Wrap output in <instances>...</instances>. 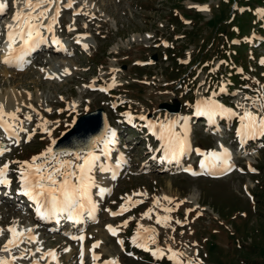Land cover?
I'll list each match as a JSON object with an SVG mask.
<instances>
[{
  "label": "rangeland",
  "instance_id": "374dc122",
  "mask_svg": "<svg viewBox=\"0 0 264 264\" xmlns=\"http://www.w3.org/2000/svg\"><path fill=\"white\" fill-rule=\"evenodd\" d=\"M205 7L207 10H202ZM16 10L13 3L4 17L10 18ZM77 11L79 14L74 15ZM252 12L259 13V19L254 20ZM242 23L245 27L240 29ZM54 27L57 34L73 40V47L60 53L47 49L36 55L63 57L78 69L77 73L58 83L47 70L44 74L35 70L46 65L40 58L26 68H8L5 76L0 73L2 93L12 86L9 80L19 78L16 89L31 91L33 106L22 108L21 120L29 132L35 130L28 142L24 140L27 133L21 132L20 144L14 145L1 129L0 140L11 151L0 157V164L30 160L66 132L79 115L102 108L115 130L116 143L107 161L109 171L97 170L95 179L111 192L101 197L93 188L95 218L85 215L82 223L74 222L73 226L69 220L60 219L68 223L64 225L39 220L30 210L24 214L5 198L0 203V207L5 205L0 208V227L6 229L13 220L39 225L36 232L43 248L55 249L60 264H79L80 242L66 233L85 236L84 264H93L89 249L96 241H102L95 249L100 256L96 264L112 258L119 264H172L131 243L137 221L155 228L157 244L183 253L181 259L185 261L192 258L197 264H264V136L242 141L236 134L237 118L217 115L213 122L196 114L197 101L213 92L220 104L242 113L237 106L250 107L251 101L245 97L256 96L264 86V64L260 62L264 58V0H75L72 8H62ZM77 37H82L79 42ZM242 60L247 62L246 68H242ZM27 70L32 73L24 74ZM163 102L179 103V111L171 113L160 108ZM129 112L134 117L131 122L124 115ZM172 114H176L175 119ZM25 115L36 123L24 120ZM140 115L153 121L188 117L181 124L190 129V148L178 160H152L153 155H163L155 151L161 142L146 122L138 119ZM43 121H48L50 136L42 130ZM176 130H181L180 125ZM217 142L230 152V158L215 168L221 169V175L211 169L202 170V157L195 151H213ZM188 166L202 174L184 172L182 169ZM10 167L16 169L18 165ZM10 177V187L18 189L16 174L10 172ZM125 195L143 203L122 215L106 211H117ZM165 196L173 198L172 203H161L174 211L165 213L157 207L152 219L141 218L154 207L156 197ZM156 213L171 216V226L157 224ZM124 220L129 221L128 226L118 236L111 235L106 225L116 227ZM8 236L7 232L0 236V245ZM118 239L124 240L123 246ZM65 248L70 251H63ZM17 264H31V257Z\"/></svg>",
  "mask_w": 264,
  "mask_h": 264
},
{
  "label": "snow or ice",
  "instance_id": "6c2138e0",
  "mask_svg": "<svg viewBox=\"0 0 264 264\" xmlns=\"http://www.w3.org/2000/svg\"><path fill=\"white\" fill-rule=\"evenodd\" d=\"M75 0H13V3L18 5L12 17V23L5 26V55L3 63L8 66L23 68L27 63H30L26 57L37 49L41 44L48 42L49 37L45 33H50L51 43L62 46V41L55 35V25L59 23L62 8H72ZM22 5V6H20ZM7 5L0 3V13L5 11ZM202 10H207L206 7ZM79 12H74L78 15ZM73 29L69 26V31ZM82 37H77L79 42ZM85 48L88 46L85 44ZM264 64V58L260 61ZM223 63V62H222ZM43 71V69H42ZM65 74L68 70H64ZM115 78L113 77V85ZM91 86V85H89ZM247 87V86H246ZM106 91L107 89H101ZM216 92H213L209 97L201 98L196 103V114L205 115L210 121L215 120L219 115L222 118H237L239 126L237 128V136L242 141L252 139L257 136H264V86L258 90L254 97H245V100L251 101V106L240 104L237 107L242 109V113H238L225 105L220 104L214 97ZM61 99H63L61 97ZM31 107V105H28ZM75 110V104L72 106ZM16 111H6L5 106L0 104V129L6 134V137L14 145H19L21 142V132L27 133L24 138L25 142L31 140L35 134V130L29 132L25 128L24 121L20 119ZM51 111V109H48ZM129 122L134 117L129 113L124 114ZM139 120L145 121L146 126L157 135L161 142L160 147L155 149L156 152H162L163 155L157 157L153 155L152 160L172 161L178 160L179 156L190 148L189 133L190 129L186 124H181V121H186L188 117H181L178 120H156L153 121L146 115H140ZM24 120L31 121L30 115H25ZM58 123V122H57ZM48 121H43L42 130L51 135V129L46 125ZM180 125L181 130L177 131V126ZM116 143L115 130L107 128L105 133L100 137H95L81 146L75 151H54L52 145L56 144V140H51L50 145L39 154L32 156L30 160L25 161H5L0 164V186H10L12 179L10 172H14L19 181L18 193L27 197L35 206V214L39 220L53 219L63 215L65 219L79 223L85 215L95 218L96 203L92 198V189H98V195L101 197L104 194H110L111 189L97 184L95 173L97 170L101 172L109 171L107 161L111 157V147ZM221 151H201L195 149L197 155L202 157L199 161L202 170L214 169L219 167L221 163L230 158V152L223 145L220 146ZM11 151L0 140V157H3L6 152ZM149 151H152L149 147ZM12 164L18 165L16 169H12ZM184 172H188L193 176L202 173L193 171L191 166L184 167ZM254 171V169H253ZM115 174L112 179H115ZM134 196H146L147 193H134ZM124 203L120 205L117 211L106 209L113 216L122 215L124 212L135 207L137 204L143 203V200H133V196L125 195L122 198ZM170 197H156L153 200L154 207H150L142 213L141 218L147 217L152 219V215L157 207L162 208L165 213H170L175 210L173 207H168L161 203L162 200H167L172 203ZM180 203H183L181 201ZM179 205L177 204L176 207ZM129 219H132L131 217ZM172 217L169 215L161 216L156 213V223L164 227H170ZM186 222V221H185ZM129 221L124 220L122 225L112 226L106 225L108 231L114 237L118 236L119 231L123 227L128 226ZM181 223V221H176ZM39 225H34L27 228H21L15 220L8 227H0V236L5 232L9 233L8 239L3 245H0V252L7 255L0 256V264H17V261L28 259L31 257V264H41L46 261V264H60L59 256L55 249L43 248V241L40 240L36 228ZM174 231V229H173ZM71 239L80 242L79 264H84V240L85 236L81 233L72 235L66 233ZM158 233L155 228L145 227L137 221V230L131 238V243L151 254L157 259H168L172 264H197L192 258L186 261L181 259L183 253L174 250L171 246L167 248L160 247L157 244ZM102 241H96L89 249L93 264L100 261L99 254L96 253ZM117 243L124 245L123 239H118ZM36 245L32 247L22 245ZM155 245V247H152ZM18 250V254L14 251ZM63 251H70V248H65ZM39 253V256H37ZM132 255V253H128ZM103 264H119V260L112 258L104 260Z\"/></svg>",
  "mask_w": 264,
  "mask_h": 264
},
{
  "label": "bare ground",
  "instance_id": "6f19581e",
  "mask_svg": "<svg viewBox=\"0 0 264 264\" xmlns=\"http://www.w3.org/2000/svg\"><path fill=\"white\" fill-rule=\"evenodd\" d=\"M20 6H22V5H20ZM17 7H18V5H17ZM12 17L13 16H11L10 18H5L3 16V18L1 19V22H0L1 25L3 23L4 24V27H5L7 24L12 23L13 22L12 21ZM4 27L3 28L1 27L2 28V32H3V29H4V39H3L2 44L0 42V73H3L4 76H5L6 73L8 72L7 70H9L8 68H14V69H16V68L21 69V68L15 67V66H8V65H6V64H4L2 62L3 61V58H4V55H5L4 49L6 48V45H5L6 28H4ZM47 34H48V36L52 35L50 33H47ZM65 42H67V40H63V43H65ZM70 43H71V41H70ZM49 44L51 45V40L50 39L48 40V42H46L44 44H41L37 48V50L40 51V52H38V54H40V53L43 54V52H46L47 49H49V47H48ZM66 44L67 43L62 44V46L53 44L54 47H56L57 49L53 50V49L50 48V50L53 51V52H55V53L64 52L63 50H64V47L66 46ZM37 58H40V57H38V55H36V52H32L29 57H26V59L29 60L30 63H33L34 61H36ZM40 59H41L40 62L43 63V64H46V65H44V67H41V66L40 67H37L35 70L38 71L40 74H44L45 71L47 70L48 73H50V75L52 77H55L58 80L57 81L58 83H62V82L67 81L71 77H74L75 74L77 73V70L78 69L73 64L72 65L71 64H68L63 57L51 56V57H44V58H40ZM27 65H29V63L25 64L23 66V68L24 67L26 68ZM42 69H43V71H42ZM65 69L68 70V73L67 74H65V72H64ZM27 73H32V71L31 70H27V71L24 72V74H27ZM20 80H21V78H19L18 80L13 79L12 81L9 80L10 85H12V86L9 89H6L4 93H2L0 91V104H3L5 106V110L6 111H9V112L16 111V109L19 108L20 111L17 113V115L20 117V119H22L23 118V115L21 114L22 113V110H23L22 108L25 107V106L28 107V105L33 106L32 102H31V100L33 99V95L31 94V91H29L28 89H22V90H17L16 89L17 88V85L19 84V81ZM87 88H90V87L88 86ZM85 89H83V91L82 92L80 91V92L81 93L85 92ZM87 90H89V89H87ZM75 102H77V101H75ZM171 116L173 117V119H175L176 114L175 115L172 114ZM35 123H36V120L34 118H32L31 124L34 125ZM110 128L112 129V126L111 125H110ZM220 145L221 144L219 142L215 143V145H214L215 151H220L221 150ZM211 170H214V171H216V173H220V175H221V169L220 170H215V168H214V169H211ZM250 181H252V180H250ZM1 216H3V215H1ZM60 219H63L65 222L68 221L67 219L64 218L63 215L58 216V217L53 218V219H50V220H52L54 222L57 221L59 223L60 222ZM19 221H21V220H18L17 222L19 223ZM70 222H72V223H70V226H73L74 222L73 221H70ZM19 225H20L21 228L31 227L29 225V223L26 224V225L25 224L22 225V223L21 224L19 223ZM189 252L190 251H186V253H189ZM4 255H7V254L6 253H3V252H0V256H4Z\"/></svg>",
  "mask_w": 264,
  "mask_h": 264
},
{
  "label": "water",
  "instance_id": "95a60500",
  "mask_svg": "<svg viewBox=\"0 0 264 264\" xmlns=\"http://www.w3.org/2000/svg\"><path fill=\"white\" fill-rule=\"evenodd\" d=\"M159 106L171 113H177L180 108L177 102L172 104L163 102ZM107 128L109 124L106 113L102 108H97L79 116L73 126L56 140L53 149L54 151H75L91 139L102 136Z\"/></svg>",
  "mask_w": 264,
  "mask_h": 264
},
{
  "label": "trees",
  "instance_id": "16d2710c",
  "mask_svg": "<svg viewBox=\"0 0 264 264\" xmlns=\"http://www.w3.org/2000/svg\"><path fill=\"white\" fill-rule=\"evenodd\" d=\"M251 14H252L253 16L256 15L255 18H254V20L259 19V16H260L259 13L252 12ZM244 27H245V23H242V24H240V26H239L240 29H243ZM240 63L242 64V68H246V67H247V62H246L245 60L240 61Z\"/></svg>",
  "mask_w": 264,
  "mask_h": 264
}]
</instances>
